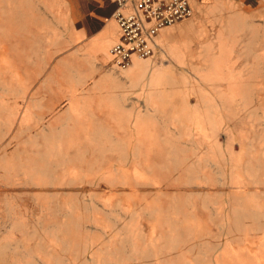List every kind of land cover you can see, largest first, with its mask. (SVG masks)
<instances>
[{"label":"crops","instance_id":"crops-1","mask_svg":"<svg viewBox=\"0 0 264 264\" xmlns=\"http://www.w3.org/2000/svg\"><path fill=\"white\" fill-rule=\"evenodd\" d=\"M207 1L222 6L216 27L230 20L228 0ZM117 9L116 0H0V264H79L80 230L50 232L57 217L46 187L49 150H88L76 164H105L100 179L120 174L129 192L122 194L139 196L140 165L166 158L165 134L180 130L186 139L225 112L216 93L193 98L201 84L192 28L183 23L200 14L152 36L154 55L120 70L111 55L121 40ZM211 30L198 26L195 43ZM17 144L26 150L19 160ZM101 186L105 208L120 189ZM104 244L90 247L88 258L99 259Z\"/></svg>","mask_w":264,"mask_h":264},{"label":"rangeland","instance_id":"rangeland-1","mask_svg":"<svg viewBox=\"0 0 264 264\" xmlns=\"http://www.w3.org/2000/svg\"><path fill=\"white\" fill-rule=\"evenodd\" d=\"M196 1L205 5H193L200 17L183 23L192 28L193 77L201 84L192 93L224 100L216 124L202 123L186 139L180 130L165 134L166 158L140 165L139 196L122 194L129 192L120 174L100 179L105 164H76L88 150L48 151L46 187L57 217L50 232L80 230L79 264H264V4L228 0L230 20L216 27L222 6ZM200 25L214 30L201 32L197 45ZM16 151L19 160L26 150L17 144ZM104 182L120 189L105 208ZM100 240L94 261L88 253Z\"/></svg>","mask_w":264,"mask_h":264},{"label":"built area","instance_id":"built-area-1","mask_svg":"<svg viewBox=\"0 0 264 264\" xmlns=\"http://www.w3.org/2000/svg\"><path fill=\"white\" fill-rule=\"evenodd\" d=\"M121 40L111 50L118 69L126 70L133 58L154 55L152 36L193 17L191 0H116ZM129 10V11H128Z\"/></svg>","mask_w":264,"mask_h":264}]
</instances>
